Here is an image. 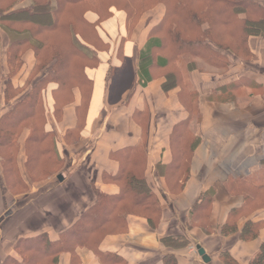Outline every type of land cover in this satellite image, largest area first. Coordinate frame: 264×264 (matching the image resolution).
Returning a JSON list of instances; mask_svg holds the SVG:
<instances>
[{"label":"trees","instance_id":"16d2710c","mask_svg":"<svg viewBox=\"0 0 264 264\" xmlns=\"http://www.w3.org/2000/svg\"><path fill=\"white\" fill-rule=\"evenodd\" d=\"M159 7L162 14L151 19L154 26L140 56L139 68L134 59L121 57L122 67L109 70L108 103H121L125 92L133 91L137 84L152 82L156 68L165 80V94L180 90L181 101L191 117L174 127L171 134L173 161L170 166L158 164L157 172L165 178L168 191L175 194L182 190L188 178L189 163L200 141L191 127L194 120L198 124L200 119L199 95L186 82L184 73L212 74L220 78L217 88L220 94L241 93L244 79L229 82L230 57L247 63L255 60L250 50L251 42L264 40V0H0V81L4 103L0 115V176L6 192L12 194L20 185L26 189L14 165L20 152L19 138L25 130L30 132L26 146V173L30 183L36 185L54 178L58 181V176L65 172L70 157L67 154L62 158L58 153L59 137L52 128L45 98L53 96L55 104L51 110L61 116L66 107L75 104L76 95L80 93L76 125L68 129L61 140L64 145L75 148L86 128L93 90L87 70L99 64L91 47L108 49L97 28L113 17L112 9L126 14L128 32L132 35L141 21ZM89 13L98 16L96 24L86 19ZM84 33H90L93 46L79 44L78 38ZM156 51L161 56H156ZM29 52L34 54L35 66L25 85L16 88L13 80L25 65L24 57ZM80 61L85 63L82 65ZM137 77L139 83L135 80ZM51 87L54 88L50 90ZM55 97H60L58 102ZM61 99L65 102L62 106L59 105ZM137 115L144 129L140 141L134 147L112 154L119 170L110 179L119 192L107 195L95 190L94 205L62 234L60 241L48 243L42 237L26 239L23 246L17 247L22 262L16 264H59L62 254H71L74 260L79 250L94 253L101 264H124L118 255L100 250L105 238L126 233L130 217L146 220L152 231L159 229L164 218L160 200L164 193L149 173L151 116L147 109ZM59 120L58 117L56 121ZM58 168L61 169L59 173ZM178 173L181 177H177ZM226 188L231 195L242 198V205L228 215L227 222L217 232L225 238L237 236L244 243L258 240L264 222L254 221V216L257 211L264 210V186H256L245 179L230 180ZM207 203L205 196L191 209L186 221L190 232L199 225L205 234H215L204 225L209 216ZM242 220L245 224L240 230ZM161 243L170 250L190 246L186 234L164 236ZM163 260L164 264L179 262L172 253ZM219 260L222 264H239L230 252H222ZM249 264H264V242Z\"/></svg>","mask_w":264,"mask_h":264},{"label":"crops","instance_id":"0c3cea01","mask_svg":"<svg viewBox=\"0 0 264 264\" xmlns=\"http://www.w3.org/2000/svg\"><path fill=\"white\" fill-rule=\"evenodd\" d=\"M112 12L113 17L97 28L108 49L91 47L99 64L87 70L93 81V90L86 128L75 148L64 145L61 140L67 130L76 125L80 93L76 95L75 104L63 110L59 121L54 119V115L50 117L52 128L59 137L58 153L62 158L67 154L70 157L64 174H61L64 181L55 186H51L53 179L36 185L30 183L26 173L28 130L23 131L19 138L20 152L14 162L22 180L29 186V192L22 196L24 199L19 195L11 199L0 176V264L21 263L17 247L23 246L26 239L42 237L48 243L60 241L62 234L94 205L95 190L107 195L119 192L118 186L110 179L119 170L112 154L138 144L144 129L137 114L146 109L151 116L149 173L153 181L156 179L161 184L158 189L166 196L160 199L164 218L159 229L152 231L146 220L130 217L126 233L108 236L100 250L118 255L124 264H164V256L170 253L178 257V264H207L198 253V247H201L210 258L208 264H222L219 260L222 252H230L239 264H249L264 242V228L258 240L247 243L240 242L237 236L222 237L217 231L227 222L228 215L242 205V198L228 192V181L247 179L256 186H264V40H252L250 50L255 60L251 63L230 57L229 82L242 79L248 82L241 93L220 94L221 91L217 92L220 78L212 74L184 73L186 82L199 95L200 119L198 124L194 120L191 127L200 141L189 163L188 178L182 190L174 194L165 187V178L158 175L157 165L170 166L173 161L171 134L174 127L191 117L181 101L180 90L165 94V80L158 75L160 70L156 68L152 74L153 81L141 86L137 84L133 91L125 92L121 103L109 104L107 95L109 70L122 67L121 57L134 59L135 66L139 68L140 56L154 26L151 19L160 16L162 9L159 7L148 14L132 35L128 32L126 14L116 9ZM91 14L95 19H89ZM86 19L91 24L98 22V16L93 13L87 14ZM116 19L121 23L117 45L112 43L110 35L103 32ZM156 56H161L159 51H156ZM24 59L25 65L13 80L16 88L25 85L35 66L32 52L27 53ZM183 69L185 71V65ZM135 80L139 83L138 77ZM2 95L0 81V115L4 109ZM180 175L178 173L177 177ZM205 196L209 202L206 208L209 216L204 225L214 230L212 236L205 234L199 225L190 232L186 223L191 209ZM23 202L25 204L19 206ZM254 221L264 222V210L257 211ZM244 224V220L239 223L240 230ZM180 234H186L190 241L187 249L170 250L162 245L164 236ZM59 264L101 263L94 253L79 250L74 260L71 254H62Z\"/></svg>","mask_w":264,"mask_h":264},{"label":"rangeland","instance_id":"374dc122","mask_svg":"<svg viewBox=\"0 0 264 264\" xmlns=\"http://www.w3.org/2000/svg\"><path fill=\"white\" fill-rule=\"evenodd\" d=\"M113 10V9H112ZM89 19H91V20H93V19H95V16L94 15H90L89 16ZM108 20H110V19H108ZM107 20V21H108ZM114 22V23H113ZM113 22H112V25H109V26H106L105 28H104V30H103V32L104 33H106L107 35H110L112 38H111V41H112V43L113 44H115V45H117L118 43H119V40H120V33L118 34V30H119V27L121 26V23L119 22V20L118 19H116V20H113ZM142 22V21H141ZM78 40L80 41V45H82V46H84V47H91V46H93L92 45V39L90 38V33H88V34H86V33H84V34H82L81 35V37H79L78 38ZM78 47H80V46H78ZM86 52V54H88L89 52L88 51H85ZM80 63L83 65L85 62H83V61H80ZM86 65V64H85ZM89 65V64H88ZM213 73H215V74H217V75H219L220 73H218V71H213ZM223 74V73H222ZM243 83L246 85L248 82L246 81V80H243ZM56 98V97H55ZM60 98V97H59ZM59 98H56V101L58 102V99ZM187 101V100H186ZM188 103H190L189 101H187ZM45 103H46V106H48L49 108H50V110L47 112V113H49L50 115H54V119H55V117H56V119H58V117H59V119H60V115L58 114V115H56L55 114V112H54V114H53V111L51 110V107H54V104H55V102H54V98H53V96L50 94L49 96H47V99L45 98ZM63 103H65L62 99H61V103L59 104L60 106H62V104ZM197 106V100H196V103H195V107ZM55 108H56V106H55ZM197 108V107H196ZM58 113V112H57ZM43 125H46L47 124V122H43L42 123ZM45 127V126H44ZM79 159V158H78ZM35 165H39L38 164V162L37 161H35ZM61 169L60 168H58V169H56V171L59 173V171H60ZM62 172V171H61ZM62 174H64V172L62 173ZM61 175V174H60ZM45 178H43V179H40V180H37V181H43ZM53 181H54V183L51 185V186H55V185H57L58 184V181H55V178L53 179ZM155 185L159 188V186L161 185L159 182H157V180L155 179ZM5 188H6V186H5ZM7 189V188H6ZM12 191H14V189L12 190ZM29 192V188L27 187V185H26V189L25 188H23V186H21L20 185V187H18V190L17 191H15V192H13L12 194H10V193H8L7 192V195L11 198V199H14V197L15 196H26V194ZM164 192V191H163ZM164 197H166L165 196V194H164ZM22 200L24 199L23 197L21 198ZM21 204H25V202H23V203H19V206L21 205Z\"/></svg>","mask_w":264,"mask_h":264},{"label":"water","instance_id":"95a60500","mask_svg":"<svg viewBox=\"0 0 264 264\" xmlns=\"http://www.w3.org/2000/svg\"><path fill=\"white\" fill-rule=\"evenodd\" d=\"M58 180H59V182H63L64 181L63 175H60L58 177ZM198 253L203 258L205 263L208 264L210 262V258L206 255L205 251L201 247H198Z\"/></svg>","mask_w":264,"mask_h":264}]
</instances>
